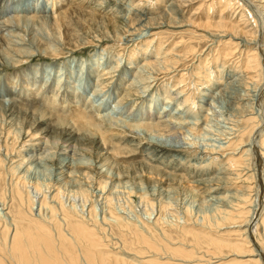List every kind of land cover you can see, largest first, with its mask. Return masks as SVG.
Segmentation results:
<instances>
[{
    "label": "rangeland",
    "instance_id": "rangeland-1",
    "mask_svg": "<svg viewBox=\"0 0 264 264\" xmlns=\"http://www.w3.org/2000/svg\"><path fill=\"white\" fill-rule=\"evenodd\" d=\"M3 1L4 0H0V5ZM48 1L49 2L45 3V6H47L48 10H52V13H50L51 16L58 17L60 13L69 8L68 2L70 0H59L56 5L54 4V6L52 4L53 2L55 3L54 0ZM99 1L100 0H76L75 4L80 2L77 3L79 6V11H84L85 9V11H87L89 9L94 10V5H97ZM228 1L234 2L233 0H193L192 2L188 1L185 3V5H182L176 0H112L110 2H114L116 8H118L120 11L119 13L122 14H125L126 12L133 14L135 11H139L144 15L146 13L145 16L155 18L157 22H161L166 21L169 17L168 12L173 11L174 13H172L174 18L183 20L181 25L176 24V26L169 27L168 29H158L156 32L159 34L154 36H151L150 33L152 32L148 30L146 31V29L142 30L141 33L137 34L136 36L129 37V39L132 38L133 40L124 39L122 44L118 43V41L98 44L94 39H96L102 32L111 33L113 28L112 24H110V22L107 20L100 19L97 16L93 18L88 15H84L81 12L76 13L74 17L71 18V20L73 19L72 21L69 19V23H72L66 24V28L64 26L61 27L60 23L58 22L56 29L45 26H43V28L36 26L35 31L36 33L38 32V39H47L46 42L44 41L45 44H42V42L39 44V48L45 47L48 44L51 49L58 48L57 50L61 52V54L55 58L54 56L50 55L42 56L36 52L35 57L30 58L22 65L6 67L9 69L3 68L0 70V84L6 85L7 88L9 87L8 89L11 92L17 93V99L21 102V107L27 106L28 104H30L28 106H37L38 104H41L37 107H44L43 109H47L48 112L50 111L54 114L56 113L55 111H57V116L62 114L67 116L69 123L65 124L69 127H72V129H74L76 132L85 134L88 133V137H86V139H89V141L97 138L98 140H107V143H120L124 146L128 145L129 149L127 150V153H135V155L126 159L120 157L119 159H113V161L126 162L125 165H120L119 167L121 169L124 168V170H127L125 168L127 165V168L129 166L135 168L133 165L138 166L137 164H132L131 162L135 161L134 163H140L139 170L144 174L142 176L143 178L141 177V179L140 177L138 179L126 178L119 182L120 184H118V180H115L117 176L115 174L116 170H113L114 168L118 169V167L116 168V166H112L113 169L107 168V166L99 168V166L104 163L103 161L98 162V159H96L98 158L97 155H95V153H93L90 148L82 150L79 147H76V149L73 146L66 147V144L64 146V143H61V141L59 144H57V147L53 148L49 146L47 147L45 144H39L38 142L42 141L40 139H38V141H29L30 137H27L25 133L28 129L27 126H29L30 123L28 118L23 116L24 118H20L19 122H16L12 120L11 117L1 113L0 161L2 166H0V171L4 175V180L0 185V189H2L5 194V201L3 200L5 205H0V213L4 215V213L9 211V216L11 217L6 219L8 218V215H4L6 217V220H4L3 217H1L2 215H0V244L3 242L4 236V238L7 236V242L9 243V236L11 233H13L15 228L11 219L18 218L17 220L23 221L22 218L26 214H30V211H32L31 209H28V207L26 208V206H24L25 208L22 207L17 199L12 198L11 192L15 187H18L19 183H16L18 181H21V183L27 184V186L30 187L38 184L40 190L42 189V192H46L44 193L47 196L49 204L54 205L57 211V217H54L53 214L51 220L53 223L57 224V226H60V228H62L61 222H63L60 219L64 216L63 209L65 211H73L72 213L77 215L80 213V211H85L84 213L86 216L83 218V221H87L89 226L92 225L90 226L91 228L94 227L93 230L97 234L99 243L101 244L99 245L100 251L107 256L121 255L132 258L133 256L131 257L125 253L128 251L138 253L139 255L142 253L147 256L149 255V257L152 254L146 250L145 247H142V244L136 241L132 233L120 228L119 223L116 220L119 217H123V219H126V221L134 226H142L143 223L150 226L156 233L154 238L159 241V244H161L160 242L163 240L168 243H175L172 245L173 247L180 246L185 248L187 251L190 250L192 252H195L196 247H201L199 249H211L212 252H216V254L219 252L227 253L230 248L220 247L218 245L220 241L229 245H240L245 242L244 236L230 234L231 232H229V230L226 228L222 230L220 224V227H216L214 224V227L207 228L206 226L202 225L201 222H194L198 218H201V215H203L202 212H206L210 214L211 217H213L212 213L214 212L213 209L215 208L213 205L214 201H211V198L207 199L205 193H201L202 191L196 190L194 188L196 184H192L191 182L187 183V180L182 179L184 183H182L179 187L176 185L173 189H170L169 192H165L161 187L154 183L153 180L155 177L153 179L150 177L152 174L149 172L147 167L148 164H143L140 162L146 153L148 156H151L152 154L157 153L159 150L161 151L158 143L162 142L166 144L165 141L168 140V144L176 145L177 143V146L180 145V147L172 149L174 152L172 151L171 153H174L176 156L174 155L175 157L170 160L180 159L179 157H182L183 155L187 156L189 159L182 161L184 166L183 172L189 170L191 171L196 169L193 167V164L197 162V160L192 161L190 159L196 156L195 153L191 151L193 148H198L202 155H204L205 153L202 151L222 145V141L220 140L221 137L216 132V130H224L222 127H220L221 122L219 119H221V121H223L224 118L236 119L239 121V125L242 123L241 126H244L243 119H247L248 117H240L239 115V117L233 116L235 111H233L231 99L225 95L227 91H230L229 89H226L223 94H218L219 96L216 100H209L208 105H206L204 102L198 101L199 97H201L200 99L207 98L199 95L198 88L200 91H207L209 94H214V91L215 93H219L221 89L224 88L226 82L228 83L230 80H234L235 83L241 84L242 86H249L251 90L255 85V83L254 85L251 84L252 81H245V79H242L243 75L248 77L252 74L249 72V69L246 70L245 66L247 57L251 53L249 49L253 46L254 48L256 47L255 45H250L248 42H246L245 38L255 37V34L252 32L254 31V28L258 27L259 36L257 42H261L264 36V23L261 18L262 13L259 12L256 5H254L250 0H239L240 4H233V7H230L232 5H229ZM261 1L264 3V0ZM110 2L107 3V9L115 8L109 4ZM40 3H42V0L39 1V4ZM82 4L86 5L85 8L80 7ZM235 5H237V7L241 5V7L234 8ZM223 8H225L224 11ZM169 9L171 11H169ZM17 11L19 10H7L0 15V18L5 17L6 19L10 15L18 13ZM222 11L224 12L223 17L227 21L231 22L230 27L225 29L217 27L214 23L219 18ZM245 11L247 12L245 14L248 15L246 16V19H248L247 21L249 22H247L248 26L245 28L248 36L243 34L242 30L236 33L231 28L232 25H237L238 28L243 27L244 24H239V20ZM86 16H88V18H86ZM126 28L128 29V27H125V29ZM220 31H222L223 34H220ZM19 33L20 37L25 40H30L35 37V35L33 36L30 31L25 29L21 30ZM216 33L221 36L213 37L212 35H217ZM65 37L67 39H70L71 37L69 40L71 43L73 41H77V39H85L86 41H93L94 43H87L82 47L72 44V46L68 47L67 45L61 43L65 41ZM51 38L54 40L52 41ZM212 40H215V42ZM31 41L32 40L28 42ZM178 42L179 44L181 43L180 45H182V43L184 44L181 46V48L177 49V52L179 51L180 53H184V57H186L183 60L179 59L178 63L176 64L177 66L180 65L177 68L180 71L177 70L174 73L166 74L164 76H157L150 73L143 75V73H141L142 68L139 66L144 63L145 60L148 58L154 60L157 57L165 55L163 51L165 53L172 51L174 46H176V44L178 45ZM238 42H240V44H238ZM260 42L258 45H260ZM238 45V52H236ZM260 49L261 47L259 48V56H261V59L263 58L261 63L264 71V52H262L264 50ZM32 50L36 51L37 49ZM242 50L243 54L240 56ZM6 53L7 52L3 50L1 52V56L4 58ZM170 53L173 56V51ZM225 53H229L230 56L234 55L235 53L238 54L233 58L225 60ZM71 63L72 68L69 70L68 65ZM223 63L225 66H223ZM49 64L54 65L55 70H48L49 72L46 69L44 70V68L48 69L50 66ZM113 65H117L115 72H113L112 75L109 74L105 76V78L108 76H112V78L100 80V77L98 76H101L99 74H102V72L104 73L102 69L109 66L113 67ZM35 66L38 67L37 70H33L34 68L32 67ZM74 66L76 67L74 68ZM56 67L58 68L56 69ZM97 69H100L101 71H98ZM182 72L184 74L183 78L185 79V84L181 83L180 87L183 85L185 86L179 91H183L184 89L186 91L182 93V97L179 99L167 100V95L174 90L177 84L180 83V80L182 79ZM260 72L261 71H259L257 74L261 76V74H259ZM14 75L15 78L10 79V77ZM205 77L207 80H210L207 82L204 81ZM137 79L141 81L138 83V85L135 84ZM258 80L259 81H257V84L259 83L260 87L258 86L256 92H251L253 96L250 102H252L254 99V109L260 124L258 125L257 122L258 126L255 128L253 133L250 129L253 123H251L252 125L248 124L247 127H249V131L244 136V139L247 140L252 133L251 148H253L252 152L255 154L254 159L257 158L255 159V165L253 166L256 168L255 176L257 177V206L259 205L255 214L257 219L260 218V211H262L264 207V160L262 157H256V154H260V151H258L259 149L257 147L254 148L252 145H257L259 140L264 136V84L260 85V77H258ZM130 82H135V91H132L135 93L125 101H118L120 100V97L123 96V93L128 91L126 89ZM101 88L102 90H100ZM173 92L175 94L177 93V91ZM185 94L186 96H191L190 103H192L193 99H197L196 101L198 102V109L196 108V113L194 112V109L186 105L185 106L187 108H185V106L180 108V104L184 102ZM4 97L9 98L10 96L5 95ZM19 98H22L23 100L21 101ZM39 98L42 99L40 100ZM194 106L195 105L192 104V107ZM179 108L180 110L177 111ZM208 108L211 109L207 110ZM79 109L82 112L85 111L89 115L94 116L96 125L95 127L97 129L99 128L100 130H97L92 126H83L78 125L77 123L74 124L71 117H73L74 113L77 114ZM148 111L152 115L151 118L154 119H158V117H163L164 119L166 114L168 117L169 114L177 112L178 114L176 113L174 115L175 119L179 118L182 120V116L185 115L184 112L191 111L190 113L196 115V118L198 117L199 120L203 115L208 113H210L208 115L209 118L214 120L211 119L209 124L210 122H213L210 124V126H207V121L201 119L200 128L197 131H193L191 133L187 132V139H184V136L179 137V139L178 137L167 138L166 136L161 138L156 132H150L148 129V132L142 128H140L141 130L137 129L135 132V128L130 130V128L126 126L127 122H147L145 119L148 115ZM212 113H215L216 116ZM156 116L158 117L156 118ZM222 125L224 124L222 123ZM25 140L28 142L25 143ZM174 141L176 143H172ZM235 147L236 146L233 144L229 146L230 149L228 148V150L225 149L223 151L227 153L232 151V149ZM35 148L37 149L36 151ZM87 150L89 151L85 152ZM33 151L35 154L38 153L39 156L43 155L44 157H50V162L49 160H47V163L41 162L42 158L35 159L39 156L33 154ZM163 151L164 150L161 151L162 153L160 152V158L161 160L164 159L163 163H167L166 159H169L172 154L170 153V155L167 154L166 151ZM29 152L33 155L29 154ZM108 152V155H111V158H113L117 153L116 151H114L116 153H113V151L110 152V150ZM30 155L31 157L28 158ZM52 158L57 160L55 161ZM29 161L31 163H29ZM59 162L65 163L68 167L72 166V168L76 169H86L88 174L86 173L84 175L83 173L81 174L80 172H75L73 175H71L69 172L70 169L68 170L66 167L64 169L59 168ZM220 162L217 166L220 164L222 165V161ZM158 164L162 165L161 163ZM18 166L20 168H18ZM130 167L128 170L130 169V171H133L134 169H131ZM65 170L67 173L62 172ZM68 174H70L71 177ZM189 179L193 181L195 178L190 177ZM234 182L231 187H238L239 183L237 182V179ZM79 187L82 189H77ZM176 189L177 191H175ZM81 190L86 192V196L88 195V199L85 198L86 201L77 195ZM75 191H77V193ZM192 191H195V194L196 191H198L197 195H195ZM56 193L59 195L54 197V194ZM204 199H207V202ZM0 201L2 200L0 199ZM251 204L252 199L247 204V209H242L243 212L240 213L242 215L241 221L245 220L246 217H249L250 213L252 212L250 211V209H252L250 206ZM61 207H63V209H61ZM92 208L94 209L93 213L95 215V220L91 218V214H88L90 210H93ZM82 209L84 211H82ZM42 212L47 216H50L51 214L46 208H44ZM33 218L36 220L40 219L38 216H34ZM53 223L50 224V222H44V224L50 228L51 226L52 228L55 227ZM64 230H66L65 224ZM161 230L165 232V235L162 234ZM258 230L260 234L259 244L264 245L263 226L260 225ZM188 231H191V234L192 232L197 233L198 237H193L191 234L189 235L186 233ZM35 235H37V233H35ZM151 239H153V237H151ZM252 239L254 241V236ZM3 246L0 245V250L4 249ZM84 246L85 245H83V247ZM169 246L171 247V245ZM209 246H213V248H209ZM69 249L70 253L74 251L71 247H69ZM70 253L67 251L62 252L64 258L67 261H69L71 258ZM75 253L76 251H74V254ZM139 255L135 258L141 262L143 259H141ZM198 255H201V253ZM239 261L240 259H236L234 256H231L226 260H222V262L219 264H239ZM263 262L264 259L261 264H264ZM13 264L16 263L14 262ZM196 264L205 263L197 262Z\"/></svg>",
    "mask_w": 264,
    "mask_h": 264
},
{
    "label": "bare ground",
    "instance_id": "bare-ground-1",
    "mask_svg": "<svg viewBox=\"0 0 264 264\" xmlns=\"http://www.w3.org/2000/svg\"><path fill=\"white\" fill-rule=\"evenodd\" d=\"M39 1L40 0H16V1L15 0H4L2 4L0 5V15L3 14V12L10 10V9L13 11L16 9L19 10L17 11L18 13L14 12L16 14L10 15L6 19L5 17L0 18V51L2 52L3 50H5V52H7L4 58L1 56V52H0V70L6 67H15V66L22 65L26 63L30 58L35 57L36 52H38L42 56L50 55V56H54L55 58H57L61 54V52L57 50L58 48L51 49V47L48 46V44L45 47L39 48L40 46L39 44L41 42L42 44H45L47 39H44V40L41 38L38 39V36H37L38 32L36 33L35 28L36 26H40L41 28L45 26L48 28L56 29L57 22L60 23L61 27L63 26L65 27V25L69 23V19L71 20V18H73L76 13L81 12L84 15H88L93 18L97 16L100 19L107 20L108 22H110V24H112L113 28H112L111 33L102 32L96 39H94L98 44L107 43V42H115V41H118V43L122 44L124 39L133 40L132 38L129 39V37H134L137 34L141 33L142 30H145V29L146 31L148 30L152 32L150 34L151 36H154L156 34H159L158 32H156L158 31V29H166V28L168 29L169 27L176 26V24L181 25V23L183 22L182 19L174 18L173 17L174 12L171 11L170 9L169 11L171 12H168L169 17L166 20L168 22L166 21L157 22L155 18L145 16L146 13L144 15L143 13L139 11H135L133 14H130L129 12L122 14V13H119L120 11L118 8H116V5L114 4V2L113 3L110 2L112 0H100L97 5H94L93 7L94 10L89 9L87 11H85L86 9L84 11L83 10L79 11L78 9L79 6L77 5V3H80V2H77L75 4L76 0H70L68 2L69 8H67L64 12L60 13L58 17L57 16L54 17V16H51L50 14L52 13V10L51 9L48 10L47 6H45V3L49 1L42 0V3L40 4H39ZM54 1L55 3L54 2L52 3L53 6L54 4L56 5V3L59 2V0H54ZM176 1L178 3L180 2V4L182 5L183 4L185 5L186 2L188 1L192 2L193 0H176ZM233 1L234 2L228 1V4L232 5L230 7H233V4H240L239 0H233ZM250 1H252L253 4L256 5L259 12L262 13L261 18L264 23V17H263L264 16V3H262L263 1L261 0H250ZM108 2H110L109 4H111V6L115 8L107 9L106 6ZM83 5L84 4H82L80 7L85 8L86 5L84 6ZM240 7L241 5L238 7L237 5H235L234 8H240ZM224 10L225 8H223V11ZM223 11L220 14L219 18L214 23L217 27L225 29L227 27H230L231 22L227 21L223 17L224 15ZM245 13L247 12L245 11L241 16V19L239 20L240 22L239 24H244L243 27L238 28L237 25L235 26L232 25L231 28L236 33L242 30V33L248 36L247 32L245 31V28H247L249 22L247 21L248 19H246V16L248 15H246ZM88 16H86V18H88ZM125 27H128V29L127 28L125 29ZM23 29L30 31L33 36L35 35L33 39H30L32 40L31 42H28L30 40H27V39H26L27 40L26 42L25 39L20 37L19 32ZM258 30H259L258 27H256L254 28V31L252 32L255 34V37L245 38L246 42H248L250 45L256 46L255 48L253 46L252 48L249 49L251 53L247 57L246 66H245L246 70L249 69L250 70L249 72L252 74L248 77L244 75L242 76V79H245V81L246 80L252 81L251 82L252 85H254L255 83L254 88H252L251 86L252 90L250 89L249 86H246V85L242 86L241 84L235 83L234 80H230L228 83L226 82L224 88H222L219 93L218 92L215 93L214 91V94H209L207 93V91H200V89L198 88L199 95L203 97H207V98H202V99H200L201 97H199L198 101L204 102L206 103V105H208L209 100L211 99L216 100L220 94H223V92L226 89H229L230 91H227L225 95H227L228 98L230 97L233 111H235V114H237L238 112L237 115L234 114L233 116L235 117L239 115L240 117H246V116L248 117L247 119H243L244 126L243 127L241 126L242 123L241 125H239V121L236 119H232V118L225 119L224 117H223L224 118L223 121L219 119L221 122L220 127H222L224 130H220V131L216 130V132L221 137L220 140L222 141V145L217 146V147L215 146L213 148H208L206 151H202L205 153L204 155H202L201 151L198 150V148H193L191 146L193 148V150L191 151L195 153V155L197 156V157L196 156L192 157L193 159L190 158L192 161L197 160V162L194 163L195 165L193 164V167L196 169H193L191 171L189 170V171L183 172L184 166L182 164V161L189 159L187 158V156L183 155L182 157H179L180 159H177L179 161L170 160L176 156L174 153L173 154L171 153L172 151L174 152V150L172 149L180 147V145L177 146L176 139H175L176 142L175 141L172 142V143H176V145L168 144V140L165 141L166 144L162 142L158 143V146L161 148V151L164 150L166 151L167 154H170V153L172 154V155L170 154L171 156L169 157V159H166L167 163H163L164 159L161 160L160 156L162 152L160 150L157 153L152 154L151 156H148V154L146 153V155L143 156V158L140 161L143 164H148L147 167L149 169V172L152 174L150 177H152V179L155 177V179L153 180L154 183H156L159 187H161L163 191L165 192L166 191L169 192L170 189H173L176 185L179 187L182 183H184L182 179L187 180V183L191 182L192 184H196L194 188L196 190L202 191L201 193H205V195L207 196L206 197L207 199L211 198L210 200L214 201L213 205L215 208L213 209L214 212L212 213L213 217H211L210 214L206 212H202L203 215H201V218H198L194 222L195 223L201 222V224L206 226L207 228L214 227V224L216 225V227H218L220 224L222 230L226 228L227 230H229V232H231L230 234L244 236L245 242L243 244L229 245L227 243H222L220 241V243H218L220 247L230 248L227 253L219 252L216 254V252H212L211 249L202 250V249H199L201 247L198 248L196 246H194L197 249V250L195 249V252H192L190 250L187 251L185 248L180 247V246L173 247L172 245H174L175 243L172 244V243H168L162 240V242H160L161 244H159L158 243L159 241L156 240V238H154L156 233L150 226L146 225L145 223H143L142 226H137V225L134 226L128 221H126V219H123V217H119V218L116 217L118 218L116 220L119 223L120 228L122 230H126L129 233H132L136 241L142 244L141 246L145 247L146 250H148L152 254L149 257V255L147 256L142 253L141 255H139L138 253H134L131 251H128V252L124 251L127 255L131 257L133 256V257L129 258L128 256H121V255L120 256H117V255L107 256L100 251L99 245L101 244L99 243L97 234L93 230L94 227L91 228L90 226L92 225L89 226V223L87 221H85L86 223L83 221V218H85L86 216L84 213L85 211L83 209L82 211L84 212L80 211L81 215L80 213L77 215V214L72 213L73 211L72 212L65 211L63 207H61V209H63L64 216L63 218L60 219L63 221V222L60 221L62 223L61 224L62 228H60V226H57V224L53 223V221L51 220L53 214H54V217H57V211L54 205L49 204L47 200V196L45 195L46 192L45 191H44L45 193L42 192V189L40 190V187L38 184L30 187V186H27V184H24V183H21V181L20 182L18 181L16 182L17 184L19 183L18 187L14 186L15 188L11 192L12 198L17 199L22 207L26 206V208L28 207V209H31L32 211H30L31 215L28 213L22 218L23 221L17 220L18 218L11 219L13 221L12 223L15 226V228H14L13 233H11V235L9 236L10 237L9 243L7 242V236L6 238H4L5 237L4 236L3 237L4 240L0 244L2 246L4 245L3 246L4 249L0 250V264H13L14 262L16 264H196L197 262H204L205 264H219L220 262H222V260H226L230 258L231 256H234L236 259L237 258L240 259L239 264H259V263L261 264V262L264 259V245L259 244L260 234H259L258 228L261 225L263 226V229H264V207H263V210L260 211V216H259L260 218L257 219L255 217L256 211L258 210L257 207L259 206V205L257 206V177L255 176L256 168L253 167L255 165L254 161L257 158L254 159L255 154L252 152L253 148H251V138H252L251 135L253 131L255 130V128L260 124V122L258 121V117L256 116V112L254 109V101H253L254 99L252 100V102H250L253 96L251 92H256L259 86V83L257 84V81H259L258 77H260V80H261L260 85L264 84V71H263V66L261 63V60L263 58L261 59V56H259V48L261 47V49L264 50V40H263L264 36L261 42L259 41L260 45H258L259 43L257 42L258 36H259ZM219 33L223 34L222 31H220ZM212 36L219 37L221 35L214 34ZM70 39H67L65 37V41L61 43L67 45L68 47L72 46V44H74L75 46L78 45V47H82L86 45L87 43L93 42V41H86L85 39H79V40L77 39V41H73L71 43L69 41ZM53 40L54 39H52V41ZM215 40H212V41L215 42ZM77 43H80V44H77ZM180 44L178 42V45L176 44V46H174V49L172 50L173 56L170 53L172 51L166 52V53L163 51L165 55L161 57H157L154 60H151L149 58L145 60V62L139 66L140 68H142L141 73H143V75L150 73V74L157 75V76H160V75L164 76L166 74L174 73L177 70H179L177 68L180 65L177 66L176 64L178 63L179 59L183 60L184 58H186L184 57L185 56L184 53H180L179 51L177 52V49L181 48V46L184 43H182V45ZM238 44H240V42H238ZM238 47L239 45L237 46L236 52H238ZM32 49H37V50L34 51ZM237 54L238 53H235L234 55L230 56L229 53H225L224 59L228 60L229 58H233ZM242 54H243V50L241 51L240 56H242ZM223 66H225L224 63H223ZM58 67H56V69ZM75 67L76 66H74V68ZM116 67L117 65L116 66L113 65V67L109 66L107 68L105 67L104 69H102L104 73L102 72V74H99L101 75V76H98L100 77V80L112 78V76H108L106 78L105 76L109 74L112 75V73L115 72ZM32 68H34L33 70H37L38 67L35 66ZM68 68L69 70H71L72 63L68 65ZM6 69H9V68H6ZM45 69L47 71L55 70V67L54 65H50L48 69L44 68V70ZM97 70L99 71L100 69H97ZM259 71H261L259 73L261 74V76L257 74ZM183 77H184V74L182 72L181 74L182 79L180 80V83L177 84L173 90V91H177V93L175 94L173 91L172 92L170 91L171 93L167 95V100H175V99H179L182 97L181 96L182 93L186 91L185 89L183 91H179L182 87L185 86L183 85L182 87H180V84L185 82V79ZM12 78L14 79L15 75L10 77V79ZM209 80L210 79L207 80L206 77L204 78V81L206 82ZM140 82L141 81L137 79L136 83L135 82L134 83L138 85V83ZM134 83L130 82L127 85L126 90L128 91H125L123 93V96H121L120 100L118 101H125L135 93V92L134 93L132 92V91H135L134 89L136 85H134ZM8 88L6 87V85L0 84V114L4 113L5 115L11 117L12 120L16 122H19L20 118H24L23 116L27 117L30 123H29V126H27L28 129L25 133L27 137H30L29 141H32V140L38 141V139H40L42 141L41 142L39 141L38 142L39 144H45L47 145V147L49 146L53 148L57 147V144H59L60 141L61 143H64V146L66 144V147L73 146L75 147V149L76 147H79L82 150L90 148L93 151V153L97 155L98 158L96 159H98V162L103 161L104 163L100 165L99 168H102L104 166H107V168H112V169L115 166L116 168L118 167V169H115V168L113 169V170H116V173L115 172L114 173L117 175L115 180H118V184H120L119 182H121L123 179H126V178H132V179L137 178L138 179L140 177L141 179L144 173L139 170L140 163H134L135 161L131 162L132 164H137L138 166L133 165L135 166V168L132 166L131 167L129 166L131 169H134L133 171H130V169L128 170L129 167L127 168L128 165L125 167L127 170H124V168L123 169L119 168L120 165H125L126 162L113 161V159H119L120 157L126 159V158H130L135 155V153H127L128 152L127 150L129 149L128 145L124 146V145H121L120 143H109V142L107 143V140H103V139L98 140L97 138H94V140L89 141V139H86V137H88L87 135L88 133L85 134V133L76 132L74 129H72V127H69L66 125L69 123V119L67 118V116H64L63 114L60 116L59 115L57 116L56 115L57 111H55L56 113L54 114L53 112H50V111L48 112L47 109H43L44 107L43 108L37 107L41 104H38L37 106H28L30 105L28 104L27 106L21 107L20 106L21 102L18 101L17 99L18 97L17 93L11 92ZM100 90H102V88ZM98 92H99V89H98ZM5 95L10 96V97L5 98L4 97ZM184 96H185L184 102L180 104V108L186 105L194 109V112L196 113L197 111L196 108L198 109L197 107L198 102L196 101L197 99L196 98L193 99L192 103H190L191 96L190 95L186 96V94ZM19 99L21 101L23 100L22 98H19ZM192 104H194L195 106L192 107ZM186 106L185 108H187ZM180 108L177 111H179ZM210 109L211 108H208L207 110H210ZM190 112L191 111L184 112L185 115L182 116V120H180L179 118L178 120V119H175L174 117V115L177 112L171 113L172 115L169 114L168 117L166 114L164 119L163 117L159 118L158 116H156V118L158 117V119H154V118H151L152 115L148 111V115L146 116L147 120L145 119V121L147 122H144V121L140 122L141 120L139 121L140 123H128L127 122L126 126H128L130 130L135 128V132L137 129H140V128L145 129V130L148 129L150 132L151 131L156 132L161 138L166 136L167 138L168 137L170 138L178 137L179 139V137L184 136V139H187L186 137L187 132L191 133L193 131H197L200 128L201 119H204L207 121L206 122L207 126H210V124L213 122L212 121L209 124V121H211L212 119V118H209L208 116L210 113L203 115L199 120L198 117L196 118V115H193ZM74 114H73V117H71L73 119L74 124L77 123L78 125H83V126L86 125V126H92V127L96 126L95 117L89 115L85 111L82 112L79 109L77 114L76 113ZM212 114H215V113H212ZM230 114H233V113H230ZM257 122H258V125H257ZM222 123L224 125H222ZM251 123H253V125ZM248 124L252 125V126L250 125L251 126L250 129L252 130V133L248 137V139L245 140L244 136L249 131L248 130L249 127H247ZM27 142L28 141H26L25 143ZM233 144L236 147L233 148L232 151H229L227 153L223 151L225 149L228 150L229 146ZM252 145L254 148L257 147L259 149L258 151H260V154L257 153L256 157L258 158L262 157V159L264 160V136L259 140L257 145L256 144H252ZM36 150L37 149L35 148V151ZM107 150L108 151L110 150V152L113 151V153H116V152L117 153L113 158H111V155H108L109 152ZM88 151L89 150L85 152H88ZM29 154H32V153L29 152ZM33 154H35L34 151H33ZM35 155H38V153H36ZM29 157H31V155L28 156V158ZM188 157H191V156H188ZM39 158H42L41 162L47 163V160H49L50 162V157H44L43 155H40L39 157L35 159H39ZM35 159H34V162H35ZM52 159L55 160L54 158ZM217 160L219 162L222 161V165L220 164L219 166H217L219 163ZM29 163L31 162L29 161ZM158 163H161L162 165ZM58 165L60 169H64L65 167L68 170L70 169L69 172L71 173V175H73L75 172H80L81 174L83 173L84 175L87 173L86 169L85 170H83L82 168L76 169V168H72V166L68 167L63 162H59ZM0 166H2L1 161H0ZM18 168L20 167L18 166ZM62 172H66V170ZM68 175L71 177L70 174ZM190 177L195 178V179L191 181L189 179ZM236 179H237V182L239 183V186L236 188H232L231 186L233 185V182ZM3 180H4V175L0 171V185L3 183ZM77 189H82V188L79 187ZM84 190H81L80 192H78L77 195H79L78 197H82L85 200V198L88 199L87 198L88 195L86 196V192H84ZM175 191H177V189ZM75 192L77 193V191ZM197 192L198 191H196V194L195 193L194 194L197 195ZM58 193L54 194V197L59 195ZM4 195L5 194L3 190L0 189V199L2 200L0 201V205H5V202H3V200L5 201ZM207 199L206 200L204 199V200L207 202ZM251 199H252V204L250 206L252 207V209H250V211L252 212L250 213L249 217H246L245 220L241 221L242 215L240 213L243 212L242 209H247L246 206L251 201ZM25 202L27 205L25 204ZM44 208L49 210V212L51 213L50 216L44 215V213L42 212ZM93 212H94V209L90 210L88 214L89 215L91 214L90 215L91 218L95 220V215ZM0 215L2 214L0 213ZM4 215H8V218H6ZM4 215L1 216L3 217L4 220L9 219V217H11L9 216V211L4 213ZM32 216L33 217L38 216L40 219L36 220L35 219L36 217L33 218ZM44 222L45 223L50 222V224L53 223L55 227L52 228L51 225H48V226H51L52 228L51 229L50 227H47V225L44 224ZM64 224H65L66 230H64ZM161 232L162 234L165 235V232L163 230H161ZM190 232L191 231H188L186 233L190 235L191 234ZM35 233H37V235H35ZM191 235L193 237H198V234L194 232H192ZM253 236L255 238L254 241L252 239ZM151 237H153V239H151ZM263 238H264V234H263ZM83 245L85 246L83 247ZM169 245H171V247ZM68 246L71 247L74 251H76V253L74 254V251L70 253V249ZM209 248H213V246L212 247L209 246ZM64 251H67L70 253L71 258L69 261H67L63 256L62 252ZM199 253H201V255H198ZM137 254L139 255L141 259H143L141 262L137 260V258H135V257H138Z\"/></svg>",
    "mask_w": 264,
    "mask_h": 264
}]
</instances>
